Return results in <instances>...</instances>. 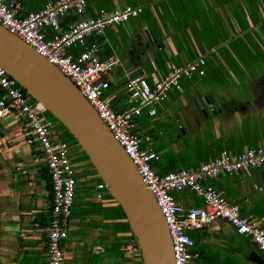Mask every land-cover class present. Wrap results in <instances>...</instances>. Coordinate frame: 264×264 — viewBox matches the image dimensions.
<instances>
[{
  "label": "crops",
  "instance_id": "0c3cea01",
  "mask_svg": "<svg viewBox=\"0 0 264 264\" xmlns=\"http://www.w3.org/2000/svg\"><path fill=\"white\" fill-rule=\"evenodd\" d=\"M4 1L15 6L16 16L24 17L53 0ZM124 7L141 8V13L130 21L106 28L99 37L86 39L89 44L97 43L101 61H116L106 76L109 87L104 94L113 110L121 111L131 105L124 88L129 79L160 80L173 68L183 67L196 58L205 60L203 76L183 79L180 90H170L163 101L153 106L154 116L149 117L144 108L142 115L133 119L135 124V119L143 115L158 116L161 122L177 124L178 140L173 143L171 155L163 141L153 150L148 130L144 126L136 128L135 124L133 131L137 130L139 137L151 138L157 174L195 167L223 150L240 153L264 144V0H89L83 15L70 14L61 19V31L77 20L94 17L100 9L112 11ZM78 50L73 47L70 52ZM196 77L210 87L183 86V81L190 82ZM210 77L226 82L216 88L209 84ZM120 95L127 98L126 102ZM49 121L61 139L68 138L59 123ZM185 129L189 142L185 141ZM26 134L23 118L9 115L0 119V264H47L50 181L38 145L28 143L30 137ZM75 144L69 147L75 152L73 155H78L72 146ZM188 148L190 152L181 154ZM73 155L70 160L75 169L83 165L90 174L76 177L67 238L60 242L63 264H119V260L125 264L122 257L125 241L133 235H113L103 229L102 225L109 220L96 215L90 205H112L115 201L109 192L96 189L101 182L89 183L88 179L94 177L90 161L76 163ZM262 167L238 175H222L210 184L237 205L242 216L253 219L264 229V211L256 203L263 202L264 194H253L264 190ZM191 195V192L175 193L174 198L183 210L201 206L202 200L191 202ZM238 201H242L240 205ZM204 228L212 236L201 238V249L194 248L197 257L190 264L204 259L207 256L204 248L211 249L208 246H219L220 256L230 254L231 264H264V252H256L257 247L237 235L225 220L217 219ZM233 237L240 239L239 245H232L230 253H226V240L232 242ZM115 244L121 246L114 256L111 250ZM210 259L207 261H213ZM217 260L215 264L227 263ZM136 264H142L140 254Z\"/></svg>",
  "mask_w": 264,
  "mask_h": 264
},
{
  "label": "built area",
  "instance_id": "2783aa9c",
  "mask_svg": "<svg viewBox=\"0 0 264 264\" xmlns=\"http://www.w3.org/2000/svg\"><path fill=\"white\" fill-rule=\"evenodd\" d=\"M89 0L47 1L42 9L24 17L16 16V8L0 0V26L17 36L38 55L55 66L77 88L94 109L114 140L135 166L144 185L156 201L166 222L172 243L174 264H190L197 257L195 243L188 232L198 231L217 219L225 220L237 235L246 237L259 251L264 252V229L257 222L240 213L237 205L215 191L210 184L222 175H238L264 165V144L240 153L220 151L212 160L199 165L159 175L153 168L156 159L150 149L151 138L133 133L134 117L143 109L152 117L155 104L167 93L180 90V82L194 75L205 74V60L196 58L183 67L167 71L160 80L148 82L143 78L129 79L125 85L131 105L115 111L104 97L109 87L106 76L115 60L101 61L98 45L86 42L87 37H99L108 27L135 18L141 8L124 7L98 10L94 17L71 23L61 31V19L67 15L81 16ZM78 47L76 53L70 49ZM44 107L23 93L17 81L0 66V119L16 115L26 121L28 143H36L50 178V220L46 230L47 264H63L64 253L60 242L67 238V226L74 203L76 177L70 160L69 144L60 138L51 121L44 117ZM145 144V146H143ZM96 189L105 190L103 182ZM191 192L202 200L199 207L183 210L174 198L175 193ZM100 198V195H97ZM125 264H136L139 249L135 238L125 241L122 255Z\"/></svg>",
  "mask_w": 264,
  "mask_h": 264
},
{
  "label": "water",
  "instance_id": "95a60500",
  "mask_svg": "<svg viewBox=\"0 0 264 264\" xmlns=\"http://www.w3.org/2000/svg\"><path fill=\"white\" fill-rule=\"evenodd\" d=\"M0 66L68 131L89 157L125 215L142 264H174L166 222L155 199L77 88L55 66L1 26Z\"/></svg>",
  "mask_w": 264,
  "mask_h": 264
},
{
  "label": "rangeland",
  "instance_id": "374dc122",
  "mask_svg": "<svg viewBox=\"0 0 264 264\" xmlns=\"http://www.w3.org/2000/svg\"><path fill=\"white\" fill-rule=\"evenodd\" d=\"M258 69L262 70L260 67ZM219 78H221V77L219 76ZM210 79H211V83H209V84L215 85L216 88H221L220 84L226 82V81H224L225 79H215L213 77H210ZM189 85H194L195 87H199V88L200 87L207 88V86L210 87L209 85H205V84H202L201 82H198V78L197 77L194 78L193 80H191L190 82L183 81V86L185 88H187ZM243 88H244V86L240 87V90L242 91ZM122 94H124V93H122ZM120 96L123 98V102H126L127 98L125 96H122V95H120ZM44 115H45V117L47 119L53 120V122H55V120H54L55 118L53 116H51L50 113L46 112V110L44 112ZM56 122L59 123L58 121H56ZM135 124H136V128L139 127V126H144L145 130H148V134H150V136L152 138L153 150L157 149L158 146H160L161 142L163 141L166 144V146H167L168 154L171 155L170 153L174 149L173 143L177 142V140H178L176 138L177 137L176 136L177 135V133H176L177 132V124L171 125V121L166 122V123L161 122V121H159L158 116H156L155 118H148L147 116H144V115L142 117L136 118L135 119ZM60 127H61V125H60ZM185 132H186V136H184L185 137V141L189 142V136H188L189 132H188L187 129H185ZM133 133L137 134L138 136L141 135V134H139V132L137 130H134ZM181 133H183V132H181ZM66 137H68V138H66L65 141L68 144L76 143V141L74 139H72L69 135H67V133H66ZM184 137H181V138H184ZM176 145L178 146V143ZM72 146L74 148H76V150L78 151V155H73V154H75V152L72 151V148L69 149L70 156L73 155V158H74L76 163H80L81 161H83L85 159L89 160V157L81 150V148L77 144L72 145ZM185 152H190V149L188 148L187 150H184L181 154L184 155ZM75 156H77V157H75ZM91 166L94 169V166L92 164H91ZM75 170H76L75 171V177H77V176L84 177V176L90 174L89 172L85 171V166H83V165H79V168H77ZM92 173H93L94 177H91V178L88 179L90 184H95L97 182H102L101 178L99 177V175H98V177L95 176V174L98 173L95 169L92 171ZM80 184L82 185L81 181L79 182V185ZM83 187H85V184H83ZM103 191H104V193L108 192L106 189L103 190ZM258 193L259 194H264V190H262L261 192H257V193L255 192L253 194H258ZM190 201L191 202L195 201V202L201 203V199L197 198L193 194L190 197ZM238 202H239L238 204L240 205L242 201H238ZM256 203H259V208L264 211V200H263V202L256 201ZM188 234L191 237H200L202 239H203V236H205V237H211L212 236V233L207 231L205 228H204L203 231L202 230L192 231V232H188ZM239 241H240L239 238H234V237L232 239V242L230 240H226L227 246H225V250L224 251L226 253H230L229 249H231V246L233 245V247H238ZM207 245H209V244H206V246ZM206 246H204V247H206ZM114 247L115 248L113 250H111V252L115 256V255H117V252L119 251V247L120 246H119V244H115ZM208 247H211L210 251L207 250V248H204V251H205V253H206V255L208 257L205 256L204 259H201V258L198 259L196 261V264H215L217 259H221L223 261H226L227 262L226 264H231L232 263V260L230 258V254H229V257H228V254L220 256L221 252H219V250L221 248L219 246H214V248H213V246H208ZM195 248L196 249H201V242ZM254 250H256V248ZM216 251H218V252H216ZM256 252H258L259 254H263V252H260V251H257V250H256ZM108 253H109V251H108ZM210 258L213 259V261H207ZM118 263L121 264V260H119ZM220 264H223V263L220 262Z\"/></svg>",
  "mask_w": 264,
  "mask_h": 264
},
{
  "label": "trees",
  "instance_id": "16d2710c",
  "mask_svg": "<svg viewBox=\"0 0 264 264\" xmlns=\"http://www.w3.org/2000/svg\"><path fill=\"white\" fill-rule=\"evenodd\" d=\"M20 88L23 91V93H25V90L22 87ZM54 120L57 121L56 119ZM61 127L66 131L67 135H69L72 139H74L62 125ZM45 171L48 175L47 169ZM158 174L162 175V173H158ZM48 180L50 181V178H48ZM185 192H187V194L190 193L188 191ZM109 197L113 199V197L110 194ZM90 207L93 211L95 210L96 215H100L104 220H109L107 223L102 225L103 229L110 231L113 235H117V234L124 235L129 233L132 234L129 225L125 220V215L122 212L120 206L116 202L112 205H105V206H101L99 204H91ZM191 238H193L195 246H198V244L201 241V238L200 237H191ZM119 246H121V244Z\"/></svg>",
  "mask_w": 264,
  "mask_h": 264
}]
</instances>
